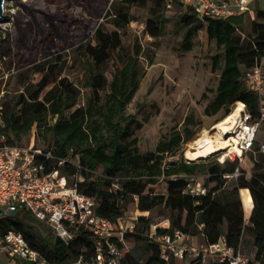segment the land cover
<instances>
[{
    "label": "trees",
    "instance_id": "16d2710c",
    "mask_svg": "<svg viewBox=\"0 0 264 264\" xmlns=\"http://www.w3.org/2000/svg\"><path fill=\"white\" fill-rule=\"evenodd\" d=\"M39 1L27 0L22 2V6L27 11H40L51 20L50 12L43 11ZM79 1L87 6L89 14H93L92 21L96 25L107 0L103 3L101 0ZM146 1L115 0L118 4L114 6L111 18L114 29L109 31L102 23L96 27L93 25L92 38L75 46V50L81 52L82 58L79 60L84 69L82 86L87 89L82 102L81 87L61 73V54L39 62L23 60L18 54L19 66L15 78L21 88L14 94L5 90L1 95L0 144H15L11 136L19 139L35 129L38 134L52 140L51 149L57 156L66 158L59 166L62 172L68 176L76 175L77 172L85 173L83 179L75 181L76 187L96 200L97 214L116 223L123 216L120 201L128 196L136 197L137 208L141 211H149L154 207L168 210L169 225L156 226V233H172L174 230L190 235L203 233L206 243L216 242L220 238L223 220L226 219L229 222L224 238L235 249L241 244L243 229L239 189L247 187L253 200L249 218V228L253 234V259L264 264L263 152L258 151L259 159L248 176L236 161L229 159L223 162L188 161L181 152L178 159L168 160V154L192 136L193 132L188 128L184 132L176 131L169 137L161 138L153 150L140 152L138 149L137 138L133 134L141 122L134 114L127 112V104L139 88L145 72L141 56L150 65L154 60V51L144 53L137 40L126 45L121 31L132 19L130 7L144 5ZM151 1L157 7L166 5L164 0ZM18 14L20 12L15 15L17 21L13 22V26L22 39L27 28L22 23L18 24ZM62 15L65 17L64 22L70 14L64 12ZM69 19L73 27L83 24L75 17ZM233 21L232 18H208L204 26L208 38L214 39L216 47L222 50L221 64H218L220 56H213V69H219L220 75L215 94L205 105L204 113L213 115L223 109L228 114L232 104L242 101L253 116H258V96L247 88L242 76L246 69L264 57V8L256 7L250 31L244 35L240 30L241 25ZM179 23L185 28L181 47L190 49L194 35L203 24L196 20L190 6L182 13ZM164 29L162 14L151 8L145 32L156 39ZM9 39L3 40L0 59L12 56ZM108 70L110 77L107 75ZM34 73L40 74L38 81L31 79ZM0 90L4 89L0 87ZM72 156L77 158V163L71 160ZM235 172L238 174L232 179L231 188L213 195L214 191L224 185L227 180L225 175ZM193 174L205 175L200 180L207 188L205 194L191 195L183 192ZM160 180L166 184L163 193L156 192L153 186ZM210 183L213 185L209 186ZM114 184L117 186L114 187ZM138 220L145 221L146 229H150L151 223L146 216L141 215ZM32 222L35 221L30 213L22 210L15 216H6L0 220V233L10 227L21 231L33 248L47 259L57 262L76 257L80 253L89 254L92 250L93 237L86 229L79 228L73 243L67 245L50 231L42 235ZM199 225H202L201 229ZM125 236L152 239L144 237L143 232L135 229L126 232ZM150 240V253L144 263H140L127 251L123 256V260L126 258L124 264H167L159 254L158 243ZM82 245L86 247L85 250L80 249ZM120 246L123 250L122 243Z\"/></svg>",
    "mask_w": 264,
    "mask_h": 264
},
{
    "label": "rangeland",
    "instance_id": "374dc122",
    "mask_svg": "<svg viewBox=\"0 0 264 264\" xmlns=\"http://www.w3.org/2000/svg\"><path fill=\"white\" fill-rule=\"evenodd\" d=\"M105 0H101L103 3ZM258 1V7L264 8V0ZM23 0H5L4 13L0 18V51L3 48V40L10 38L12 45V56L0 59V90L1 95L5 90L16 93L21 86L18 85L15 72L17 71L18 54L23 60L39 62L51 58L56 54L62 55V75L81 87L82 98L86 94V88L82 86L84 69L80 64L81 52L75 50V46L92 38L93 14H89L87 6L79 0H41L39 3L43 11H49L51 20L40 11H27L22 6ZM97 2V1H95ZM94 4V3H93ZM92 4V5H93ZM115 0H107L102 16L97 21L95 27L102 23L105 29H114L111 18ZM57 5V6H56ZM257 5V3H256ZM255 5V6H256ZM95 10L96 8L93 7ZM151 8H155L162 14L165 29L156 39L147 34L144 30L146 20L151 16ZM180 0H175L170 7H157L151 0H147L144 5H132L130 7L131 21L125 29L121 31L122 40L126 45H130L134 40L139 41L144 53L154 51L153 63L147 65V59L141 56L145 72L140 79L139 88L135 92L131 101L127 104V112L132 113L141 122V126L134 130L133 136L137 138V146L140 152L153 150L161 138L169 137L176 131L184 132L186 128L193 134L187 141L182 142L178 148L168 154V160H175L180 157L181 152L185 157V150L191 141L195 140L203 129L209 130L213 134L214 123L226 115L223 109L213 115H206L204 107L213 98L220 75L219 69H213V56H220L219 63H222V50L218 49L214 39H209L205 27H201L193 37V45L190 49L181 47L184 27L179 23L182 13L185 11ZM38 10V9H37ZM18 14V24L27 28L24 37L20 39L17 29L13 22L17 21L15 15ZM34 12H38L34 14ZM68 13L65 18L62 13ZM77 18L83 22L81 26L73 27L70 25L69 18ZM255 18V17H254ZM253 18V19H254ZM248 17L240 26L243 35L250 31L251 20ZM85 33L87 35H85ZM86 36V37H85ZM157 42V43H155ZM156 44V45H155ZM264 66V57L261 58ZM112 69V66L109 70ZM108 70V77L110 73ZM39 73L31 75L33 81H38ZM242 79L245 81V75ZM237 105V102L230 106V111ZM231 134V133H230ZM228 134L226 137L230 135ZM13 142L20 145H33L44 148H51L52 140L46 136L38 134L33 129L29 134L19 139L10 137ZM264 143V120L261 121L256 134L255 146L252 151L247 152L241 159H234L238 165L246 172L251 174L252 168L259 159L258 148ZM261 152V151H260ZM222 152L212 154L206 158H201L195 162L204 160L219 161ZM264 153V152H263ZM71 160L77 163V158L72 156ZM187 160V159H186ZM230 160V159H229ZM97 175L99 170L96 171ZM83 175L77 172L76 175L68 176L63 172L62 179L70 185L75 181L83 179ZM96 176V175H95ZM94 176V177H95ZM205 175L200 174L201 180ZM233 181L228 185L232 186ZM154 190L163 193L166 184L160 180L153 185ZM123 208V223L129 222L134 216H146L152 226H161L160 221L168 217V210L161 207H154L149 211H141L137 208V198L128 196L120 201ZM32 224L42 234L47 235L50 230L41 222L34 220ZM149 230L146 229V222L136 220L135 230L143 232L147 237ZM150 238H135V236H124L123 256L129 251L140 263H144L150 251L148 241ZM150 242H156L151 239ZM247 248V247H246ZM81 250L86 247L82 245ZM249 249V248H247ZM245 255L251 257L249 250H242ZM126 258L120 264H124ZM193 258L187 257L185 260L172 259L171 264H192ZM208 263V262H207ZM211 264V263H208Z\"/></svg>",
    "mask_w": 264,
    "mask_h": 264
},
{
    "label": "built area",
    "instance_id": "2783aa9c",
    "mask_svg": "<svg viewBox=\"0 0 264 264\" xmlns=\"http://www.w3.org/2000/svg\"><path fill=\"white\" fill-rule=\"evenodd\" d=\"M164 1L170 7L175 0ZM180 1L185 8L191 7L196 20L203 26L208 18L227 19L242 13L255 17V10L251 7L253 0ZM244 75L247 88L258 96L259 115L253 116L244 105L233 124L231 143L221 153L225 158H218L220 162L241 159L252 151L260 123L264 120V66L261 61L246 69ZM258 150L264 152V143ZM65 160L48 147L0 144V220L26 210L67 245L73 243L76 231L83 228L93 237L92 250L89 254L80 253L57 262L44 257L30 245L21 231L10 227L0 233V264L121 263L123 252L120 244L124 242L126 232L134 231L137 216L126 223L121 216L114 223L97 214L96 200L80 192L75 182L68 185L62 179L63 172L59 166ZM206 191L203 183L192 175L183 189L184 193L191 195L205 194ZM159 224L166 227L169 219L164 218ZM155 228L152 226L148 236L158 243L159 254L167 264H171L172 259L185 260L187 257L193 258L192 264H262L228 245L224 237L213 243L193 246L187 242L186 233L180 230L158 234Z\"/></svg>",
    "mask_w": 264,
    "mask_h": 264
},
{
    "label": "bare ground",
    "instance_id": "6f19581e",
    "mask_svg": "<svg viewBox=\"0 0 264 264\" xmlns=\"http://www.w3.org/2000/svg\"><path fill=\"white\" fill-rule=\"evenodd\" d=\"M27 1V0H23ZM244 108V103L242 101H237V105L221 119L217 120L212 129L213 134L209 130L203 129L200 135L191 141L189 147L185 150V157L188 161H196L201 158H206L212 154H217L218 152H223L227 146L231 143L233 135L230 133L234 132L233 124L236 117L239 115L241 110ZM230 134L227 139V135ZM222 159L225 155L220 156ZM242 200L246 206L252 203V196L249 188H241Z\"/></svg>",
    "mask_w": 264,
    "mask_h": 264
},
{
    "label": "crops",
    "instance_id": "0c3cea01",
    "mask_svg": "<svg viewBox=\"0 0 264 264\" xmlns=\"http://www.w3.org/2000/svg\"><path fill=\"white\" fill-rule=\"evenodd\" d=\"M256 3H257V5H256ZM251 7H253L254 10H255L256 7H258V1L256 2V0H253V2L251 4ZM259 8H262V7L259 6ZM246 17H248L250 19H253L252 17H250L246 13L233 15V16H230L229 18L230 19L232 18V20H234L233 22L236 25H241L244 22V20L246 19ZM247 175L249 176V173ZM192 176L195 179H197V180H201L200 174H193ZM225 177H227V180L225 181L224 185L221 188H219L218 190L214 191L213 195L214 194L218 195L222 190L228 191V189L231 188V186H229L228 183H229V181L234 179L236 177V175H234V174L225 175ZM212 185H213V183H210L209 186H212ZM240 191H241V188L239 189V198H240V201H241V208H242V214H243V229H242V232H241L242 240H241V244H240L238 249L240 251L249 250V253H250L251 257L253 258V244H252L253 234H252V232H251V230L249 228L251 226L249 218H250V214H251V211H252L253 200H252V203L249 206V208H246V206H245V204H244V202L242 200V196H241V192ZM228 222L229 221L226 220V219L223 220V225L221 227L222 229H221V233L219 234V237H224L225 236V232L227 231ZM199 228L201 229L202 225H199ZM186 237H187V242L190 245L200 246L202 244H206V241H205L203 233H199L197 235H190V234L186 233ZM246 247L249 248V249H247Z\"/></svg>",
    "mask_w": 264,
    "mask_h": 264
},
{
    "label": "water",
    "instance_id": "95a60500",
    "mask_svg": "<svg viewBox=\"0 0 264 264\" xmlns=\"http://www.w3.org/2000/svg\"><path fill=\"white\" fill-rule=\"evenodd\" d=\"M4 2L5 0H0V18L3 16L4 13Z\"/></svg>",
    "mask_w": 264,
    "mask_h": 264
}]
</instances>
